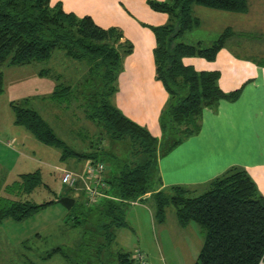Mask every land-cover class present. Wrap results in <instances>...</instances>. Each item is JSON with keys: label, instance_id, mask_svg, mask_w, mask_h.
<instances>
[{"label": "trees", "instance_id": "1", "mask_svg": "<svg viewBox=\"0 0 264 264\" xmlns=\"http://www.w3.org/2000/svg\"><path fill=\"white\" fill-rule=\"evenodd\" d=\"M148 4L153 10L169 15L167 23L150 26L156 36V78L169 94L160 116L161 138L124 114L114 102L125 58L133 51V43L125 39L123 31L103 27L91 15L81 16L67 10L63 1L0 0V94L4 91L1 67L48 61L61 49L70 58L88 63L90 72L84 83L88 82L92 88L89 87L91 95L86 97V115L95 126L106 128L114 139L129 145L127 157L105 150L102 137L91 141L88 150L75 151L55 134L37 110L12 103L15 123L42 143L63 147V157L78 155L105 164L112 161L111 166L107 164L108 181L110 192L118 199L102 198L91 204L84 193L78 197L70 195L76 198L71 210L86 215L91 212L95 219L92 228L80 233L87 234L84 241L89 237L95 243L97 258L96 262L92 260L93 264H142L135 256L137 249L144 252L139 247L133 252L109 250L115 236L113 230L125 225L124 207L141 200L154 188L159 158L199 132L204 108L217 107L221 99L235 100L240 93L225 92L220 87V71L197 70L183 61L187 56L214 61L232 34L230 29L209 45L201 40L188 43L182 37L200 23L193 12L195 5L243 13L248 10V0H148ZM46 72L42 69L40 74ZM72 87L65 85L61 90L65 94H54L67 95ZM41 170L22 173L7 184L0 179V226L8 218L27 219L63 196L54 192L55 199L42 203L28 199L42 186L52 191ZM154 197L161 219L165 204L173 205L180 225L194 221L207 229L199 261L193 264H264V195L243 166H233L213 178L202 193L196 194L188 186L172 185L157 191ZM78 199L83 202L77 204ZM80 223L76 219L72 226L79 227ZM55 251L64 250L58 246ZM105 256L111 257L110 260L106 261Z\"/></svg>", "mask_w": 264, "mask_h": 264}, {"label": "rangeland", "instance_id": "2", "mask_svg": "<svg viewBox=\"0 0 264 264\" xmlns=\"http://www.w3.org/2000/svg\"><path fill=\"white\" fill-rule=\"evenodd\" d=\"M111 2L113 6L109 14L95 0H75V5L78 12L88 11L98 23L117 27L125 33V27L119 21L120 14L116 12L115 0H110ZM195 7L194 15L201 21V27L194 34H198L199 39L196 40H203L205 45L211 44L219 36L225 29L228 18L236 13L205 6H200V9ZM154 13L149 18L158 22L155 20L157 13ZM42 69L47 72L40 74ZM1 70L6 74L7 89L0 95V129L14 120V110L8 104V101H12L37 110L54 129L55 134L75 151L83 152L85 148L88 150L90 141L102 137L105 150L118 157H127L128 143L114 139L106 128L95 126L85 113L86 97L91 95L89 87L92 88L88 82L84 83L85 78L89 77H86L87 73L90 72L87 61L70 58L58 49L48 61L35 62L18 70L3 66ZM55 73L58 79H55ZM69 84L73 86L70 93L55 96L54 93L65 94L66 91L61 90ZM20 128L25 129L22 126ZM32 147V154L39 160L44 180L52 191L42 186L30 194L28 199L42 203L55 199L54 192L62 195L74 194L70 187L62 183L61 174L64 168L81 171L86 158L78 155L63 157L64 148L61 146L46 147L44 144H36ZM107 164L111 166L112 161L108 160ZM1 194L4 195L5 192ZM80 202L83 200L78 199L77 204ZM156 204L155 197L138 200L136 204H127L123 213L125 225L113 230L115 236L109 244V250L133 252L139 247L146 254L148 264L198 262L206 241L207 229L194 221L185 226L180 225L173 205L165 204L164 219H161L162 214L157 211ZM75 218L81 222L79 227L72 226ZM94 221L91 212L88 215L81 214L77 209L68 210L58 202L22 221L5 219L0 226V264H93L92 260L97 258L94 252L95 243L90 242L89 237L84 241L87 234L80 233L85 228H92ZM58 246L64 251L54 252ZM110 258L105 256L106 261Z\"/></svg>", "mask_w": 264, "mask_h": 264}, {"label": "crops", "instance_id": "3", "mask_svg": "<svg viewBox=\"0 0 264 264\" xmlns=\"http://www.w3.org/2000/svg\"><path fill=\"white\" fill-rule=\"evenodd\" d=\"M57 1H63L67 10L81 16L91 15L88 11L78 12L75 0H53V3ZM112 2L95 0L106 14L110 13ZM115 5L120 14L119 21L125 27V39L133 43V51L125 58L114 102L124 114L161 138L160 116L169 94L156 78V36L150 26L165 24L168 14L153 10L148 0H115ZM195 6V9L203 7ZM152 13L158 22L149 18ZM234 14L221 32L230 29L232 34L214 61L199 56H187L183 61L197 70L220 71V87L225 92L239 90V96L235 100L221 99L215 108H204L199 132L186 137L171 152L159 158L155 186L141 200L152 198L157 191L172 185L188 186L196 194L202 193L210 180L233 166L246 168L264 195V0H248V10ZM200 25L201 21L194 30L184 33L183 41L197 42L199 35L194 31ZM24 66L13 65L8 69L18 70ZM6 89L4 74V91L0 95ZM8 104L12 108V101ZM2 135L7 136L3 138ZM36 144L50 146L21 129L14 120L0 129V179L5 184L22 173L42 169L32 154V146ZM108 173L107 168V181Z\"/></svg>", "mask_w": 264, "mask_h": 264}, {"label": "built area", "instance_id": "4", "mask_svg": "<svg viewBox=\"0 0 264 264\" xmlns=\"http://www.w3.org/2000/svg\"><path fill=\"white\" fill-rule=\"evenodd\" d=\"M107 166L103 161H95L91 158L85 161L81 171H73L64 168L61 174L62 183L70 187L74 195L78 197L84 193L88 202L94 204L102 198L118 199L110 192V183L106 179ZM136 257L142 264H147L146 254L140 249L136 250Z\"/></svg>", "mask_w": 264, "mask_h": 264}, {"label": "water", "instance_id": "5", "mask_svg": "<svg viewBox=\"0 0 264 264\" xmlns=\"http://www.w3.org/2000/svg\"><path fill=\"white\" fill-rule=\"evenodd\" d=\"M57 201L58 203L64 205L68 210H70L74 206L76 198L70 195H63L58 198Z\"/></svg>", "mask_w": 264, "mask_h": 264}]
</instances>
